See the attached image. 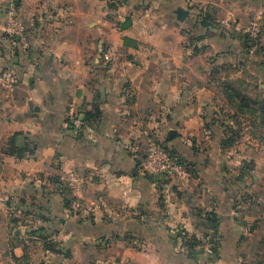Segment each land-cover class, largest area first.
<instances>
[{"label":"crops","instance_id":"crops-1","mask_svg":"<svg viewBox=\"0 0 264 264\" xmlns=\"http://www.w3.org/2000/svg\"><path fill=\"white\" fill-rule=\"evenodd\" d=\"M14 1L0 0V70L18 77L0 86V264H264V143L251 159L208 125L212 79L264 69V0H19L27 49L7 33ZM150 139L191 164L183 184L140 170L126 147ZM35 229H57L64 253Z\"/></svg>","mask_w":264,"mask_h":264},{"label":"rangeland","instance_id":"rangeland-1","mask_svg":"<svg viewBox=\"0 0 264 264\" xmlns=\"http://www.w3.org/2000/svg\"><path fill=\"white\" fill-rule=\"evenodd\" d=\"M119 2L121 3V0ZM138 3L140 4V1ZM252 73V75L249 72L242 75L233 73L231 78L229 76L223 78L224 74H222L221 77L212 79L215 96L212 101L208 122V125L213 123L221 129L224 141L235 145L238 153L249 145L251 149L248 148L250 149L248 153L251 159L256 155L254 151L257 143H264V69L255 70ZM34 204H36L35 208H38L37 202ZM45 231L35 229L34 234L33 230L30 233L37 240L54 246L55 250L60 252L66 250L61 244L57 229H47L49 237L46 242L36 234L44 233ZM53 235L58 240L54 241ZM49 238L52 239V242ZM195 246H197L196 242L192 244L191 248L194 249Z\"/></svg>","mask_w":264,"mask_h":264},{"label":"built area","instance_id":"built-area-1","mask_svg":"<svg viewBox=\"0 0 264 264\" xmlns=\"http://www.w3.org/2000/svg\"><path fill=\"white\" fill-rule=\"evenodd\" d=\"M8 27L7 33L12 39L13 45L17 42L23 49L29 47L28 36L24 23L18 18L16 8L12 4L7 10ZM243 34L251 39L254 47H259V38L262 28L258 23L251 22L242 27ZM18 83L16 73L9 68L0 70V86L3 88L15 87ZM68 126L79 130L83 125L82 116L77 114L73 107L67 120ZM127 151L138 163L140 170L157 185H165L167 182L183 184L190 173V163L183 159L172 147L164 141L150 139L145 146L132 141L127 144ZM86 178L79 173H72L65 186L71 191L74 200L82 194ZM95 209L92 208V211ZM54 241L58 240L53 235Z\"/></svg>","mask_w":264,"mask_h":264},{"label":"trees","instance_id":"trees-1","mask_svg":"<svg viewBox=\"0 0 264 264\" xmlns=\"http://www.w3.org/2000/svg\"><path fill=\"white\" fill-rule=\"evenodd\" d=\"M246 41H248L249 43H250V46H253L254 45V43L251 41V39H249L248 37H246ZM259 47H260V43H259ZM86 119V118H85ZM85 119H83V121H85ZM67 120H68V118H67ZM70 127V126H69ZM71 129H73L72 127H70ZM227 142V141H226ZM228 143V142H227ZM228 144H230V143H228ZM177 152V151H176ZM178 153V152H177ZM179 154V153H178ZM180 155V154H179ZM184 159V158H183ZM68 189V188H67ZM68 191H69V193L71 194V191L68 189ZM72 196V195H71ZM72 200H74V197L72 196V198H71ZM37 234V236L39 237V238H42V240H45V242H46V240H47V238L49 237V235H48V231L46 230L44 233H40V234H38V233H36ZM52 238V237H51ZM50 239V238H49ZM52 239H50V241H51ZM52 242V241H51ZM48 244V243H47ZM49 245V244H48ZM53 250H55L54 249V246H52V245H49Z\"/></svg>","mask_w":264,"mask_h":264},{"label":"water","instance_id":"water-1","mask_svg":"<svg viewBox=\"0 0 264 264\" xmlns=\"http://www.w3.org/2000/svg\"><path fill=\"white\" fill-rule=\"evenodd\" d=\"M18 4H19V0H15V1H14V5H18ZM186 14H187V12H186L185 10H180V11H179L178 18L181 19V20H183ZM174 133H175L174 130H172V131L169 133V138H170L172 135H174Z\"/></svg>","mask_w":264,"mask_h":264}]
</instances>
